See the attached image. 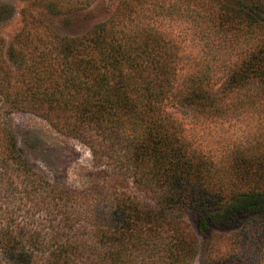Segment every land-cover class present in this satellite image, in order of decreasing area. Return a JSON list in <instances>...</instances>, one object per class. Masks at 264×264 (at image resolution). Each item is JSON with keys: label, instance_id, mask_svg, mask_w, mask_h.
Returning a JSON list of instances; mask_svg holds the SVG:
<instances>
[{"label": "trees", "instance_id": "1", "mask_svg": "<svg viewBox=\"0 0 264 264\" xmlns=\"http://www.w3.org/2000/svg\"><path fill=\"white\" fill-rule=\"evenodd\" d=\"M28 1L58 15L95 0H75L74 9L73 0ZM170 21L186 25L205 53H238L237 63L223 55L210 66L212 79L227 75L222 93L206 66L183 76L182 30ZM30 25L6 52L0 38L2 264H194L201 249L189 217L200 234L242 223V246L264 253V158L234 151L223 164L189 138L185 122L264 109V0H122L81 37ZM16 112L110 153L120 178L82 197L51 185L6 128ZM251 221L260 224L244 228ZM202 264L258 263L230 252Z\"/></svg>", "mask_w": 264, "mask_h": 264}, {"label": "rangeland", "instance_id": "2", "mask_svg": "<svg viewBox=\"0 0 264 264\" xmlns=\"http://www.w3.org/2000/svg\"><path fill=\"white\" fill-rule=\"evenodd\" d=\"M121 2L122 0H95L90 6L80 11L65 10L62 14L52 15L43 6L28 0H0V38L5 44L4 52L9 47L17 45L25 24L31 27V21L39 32L47 34L51 30L61 36L81 37L88 34L95 26L110 21ZM69 6L74 9L75 0ZM156 19L159 21L162 17L157 16ZM164 22L167 24L169 18H163V24ZM170 25L175 31L182 30L180 39L183 41L180 40L179 44L183 50L186 48L184 51L186 58L184 57L182 63L185 65L183 76L206 66L205 68L209 70L207 77L210 84H216L214 91L222 93L227 75L220 70L212 79L210 66L216 65V57H220L218 63L223 62V55L224 57L230 55L228 57L231 60L230 63H237L240 61L237 57L238 53H235L233 49H230L227 55H225L226 50L217 52L218 49H215L216 52L205 53L202 46L198 45V41L192 38L190 29L185 34L184 29L188 28L186 25H180V22L176 24L174 21H170ZM29 26L26 31L29 30ZM4 57L7 62V56ZM226 63L230 64L229 61ZM7 65L11 71L8 75L15 77L14 65L11 61H8ZM188 67H191L189 72L186 71ZM0 77L2 79L7 77V71L4 73L0 71ZM185 122L189 138L195 140L207 155L220 160L223 164L231 163L234 151L243 156L264 158V148L260 149L261 143H264V109L252 108L241 114L230 110L214 118L194 113L189 114ZM6 124V128L14 135L24 159L51 185L59 189H66L82 197L94 185L120 178L110 153L103 154L86 139H78L75 135L67 134L63 128L47 118L16 112L8 117ZM117 187L125 191L119 184ZM0 204L2 205L1 202ZM19 215L26 217L23 212ZM44 215L40 222L45 220ZM259 224L260 222L251 221L248 225L244 224V228L256 227ZM188 225L201 249L199 258L194 264H202L203 258L213 259L230 252L243 256L249 262L264 264V253L260 254L254 246L246 247L240 243L242 223L201 234L197 231L196 222L191 217L188 218Z\"/></svg>", "mask_w": 264, "mask_h": 264}]
</instances>
